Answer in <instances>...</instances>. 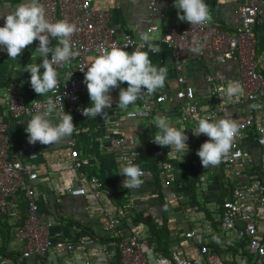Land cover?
Listing matches in <instances>:
<instances>
[{"label": "crops", "instance_id": "crops-1", "mask_svg": "<svg viewBox=\"0 0 264 264\" xmlns=\"http://www.w3.org/2000/svg\"><path fill=\"white\" fill-rule=\"evenodd\" d=\"M154 1L156 15L151 14L150 0H93L92 6L109 13L111 24L115 26L118 36L129 33L138 37L149 23L158 25V29L149 35L152 38L151 43L158 46L160 51L151 52L147 45L142 49L148 51L153 65L167 67L168 70L165 84L154 92L156 95L163 92L173 95L184 86L177 82V76L180 74L185 78L186 84L194 88L195 98L202 112L213 108L218 110L216 120L225 116L236 121L242 120L252 105L251 102L243 99V89L232 97L225 94L229 84L239 83L240 68L237 60L231 59L221 64L193 54L183 68L178 70L171 49L161 42V36L169 26L182 27L188 22L178 18L180 10L174 6V0ZM243 1L205 0L210 13L209 20L225 30L233 31L234 11ZM22 2L23 0H0V11L10 12ZM3 24L4 19L0 18V26ZM253 29L256 36L257 70L264 74V16ZM56 46L57 41L52 48ZM36 48V41H34L22 50V54L16 59L9 58L6 50L0 48V94L8 82L13 80L17 82L26 102L49 97V93L47 96H38L35 93L30 85V73L24 68L32 62L41 63L42 57H39ZM131 51L133 50H129ZM97 55L99 54L95 52L89 54L88 60L93 61ZM32 56L37 57L36 61L32 60ZM67 66L68 64L65 65ZM40 71L43 72L44 69L41 68ZM58 74H61V70ZM206 74L214 77L212 82L206 80ZM217 84L222 86L223 93L217 92ZM126 87L125 82L111 91L113 105L111 109L105 110L104 120L98 116L87 118L79 113L68 112L73 117L75 130L70 137L54 145H43L39 142L30 144L25 129L31 115L13 118L5 104L0 101V122L7 127L10 144L9 158L33 165V169L38 173V178L33 185L34 199L38 204L39 215L52 222L53 236L72 242H76L80 236L95 239L94 242L81 247L76 245L70 250L49 251L44 256H30L23 260L20 246L13 235V223L16 224V221L0 211V216H3L1 221L6 227L0 228V253L10 257L13 263H16V258H19L26 264H118L117 256L91 250L111 237L103 229V209L113 210L122 205L133 192L136 194L132 207L133 217H127V226L138 229L142 249L150 264H156V261L161 258L166 259L168 264H174L171 257L174 251L194 263L198 262L200 255L195 242L185 237V232L191 229L201 235L202 241L210 250H212L211 244L216 241L220 243L222 255H219L228 264H237L241 257L249 258L250 256L243 254V251L246 253L249 251L246 247L247 240L241 236L240 229L238 231L222 229L220 220L222 210L219 209L218 201L224 200L235 180L250 181L261 175L256 133L248 130L242 132L241 136V145L245 155L251 156L252 164H238L231 167L221 161L218 166H209L205 169L202 167L197 150L208 137L204 134L199 136L193 134L197 131L198 123L182 114L179 104L183 102H161L148 118H129L126 113L138 107V100L127 109L118 107L116 103L120 88ZM90 103L89 94L83 92V107H87ZM158 116L167 117L177 128H185L189 137L186 141L189 149L185 154L170 151V147H161L153 142V136L158 131L155 125ZM108 129L111 130L108 132L110 135L124 139V146L134 153L133 163L144 170L145 175L141 177L143 183L139 188L122 187L125 178L119 173L124 164L119 158V148L106 149L110 144L107 137ZM70 139L74 140L73 148L78 151L79 156L90 160V164L81 172L87 177L89 175L99 177L104 187L111 192V198L108 200H95L89 194L72 196L66 192L70 186L85 185L84 179L79 176L80 171L69 170L65 165L70 154V148L67 145ZM162 153L165 157L163 159L171 162L175 169V177L170 186L163 184L160 169L156 164L157 158L161 157ZM154 154L157 155L154 156ZM185 164L188 167H185ZM234 169H239L240 174L235 175ZM195 171L199 180L196 184L192 182ZM173 193L176 197L172 196ZM161 200L166 203L164 207L161 205ZM7 203L15 204L16 211L22 220L27 195L24 192H17L15 196L7 198ZM139 212L144 215V220H151L157 224H161L164 218H167L170 251L168 256L158 252L154 244L148 243L149 226L143 221L136 220L135 215ZM8 229L9 232L6 231ZM259 230L264 232V224L259 225ZM242 241L243 245H241Z\"/></svg>", "mask_w": 264, "mask_h": 264}, {"label": "built area", "instance_id": "built-area-1", "mask_svg": "<svg viewBox=\"0 0 264 264\" xmlns=\"http://www.w3.org/2000/svg\"><path fill=\"white\" fill-rule=\"evenodd\" d=\"M93 0H41L47 17L52 20L67 19L75 23L78 31L71 37L72 51L75 56L62 66H57L58 87L49 92L57 107L55 113L68 112L81 114L83 107L82 94L88 93L84 81V72L79 69L89 65V54L95 52L100 54L101 48L110 49L113 45L123 46L128 44L126 49L135 50L143 43L141 35L136 37L129 33L118 36L115 26L111 24L109 13L104 10L95 9L92 6ZM149 9L151 14L156 15L155 1L150 0ZM264 16V0H244L234 11L235 27L228 31L210 20L203 24L191 25L189 23L182 27L169 26L161 36V42L167 45L172 52L174 63L178 70L183 68L193 54L207 58L215 63H225L228 60H237L240 68L239 83L243 89V99L252 103L249 111L242 120L237 121L240 132L234 140L229 153L222 158V162L234 167L238 164L250 165L253 163L251 156L245 155L241 145V136L244 131L256 133V144L259 148L258 165L261 175L252 178L250 181L235 180L234 185L224 197L221 212L222 229H240V234L247 240L246 247L251 259L241 257L237 264H264V232L259 230V225L264 223V74L257 70L255 57L256 36L254 25ZM158 29V25L149 23L143 33L150 34ZM36 41L37 47L39 41ZM56 40H52V45ZM146 47V45H145ZM144 47V48H145ZM143 48V49H144ZM198 48L194 52L192 49ZM51 53H49V58ZM42 62V59H41ZM68 64L67 67L65 65ZM208 82L214 77L206 74ZM177 82L184 85L173 95L166 92L156 95L148 94L146 90L138 100V107L126 113L129 118H148L161 102L181 101L180 111L190 119L198 123L202 118L211 117L216 120L218 110L208 108L202 112L195 98L194 88L186 84L185 78L178 74ZM218 93H223L221 85L216 86ZM0 101L5 104L9 114L13 118H22L32 115L33 105L43 104L46 100H32L26 102L16 81H9L0 94ZM54 113V115H55ZM105 119L104 115L98 116ZM107 130V137L110 144L107 150L119 148V158L124 167L131 160L134 162V153L124 146L123 138H116L110 135ZM208 139V138H207ZM70 154L65 161L69 170L80 171L81 178L85 185L70 186L66 192L72 196H85L89 194L95 200H108L111 192L104 187L103 182L96 175L85 176L81 170L90 164L87 157L79 156L73 148L74 140L67 142ZM9 138L7 127L0 122V211L8 216L13 223V235L21 249V257L44 256L49 251L70 250L76 245L84 246L94 242L95 239L88 236H80L76 242L55 238L51 232L52 222L43 219L39 215L38 204L34 199L33 185L38 178V173L33 165L21 162L18 159L9 158ZM156 164L160 169L163 184L170 186L175 177V169L169 161L157 158ZM144 172V170H143ZM234 174L239 175V169H234ZM18 191L27 195V203L24 218L16 211L14 203H7V198L15 196ZM176 197V194H172ZM136 194L131 192L120 206L112 209H103V229L110 236L116 237L110 242L101 243L91 251L109 256H117L118 264H150L142 249L138 229L127 226V217H133L132 207ZM181 198V197H178ZM185 237L195 242L200 258L194 263L180 253L172 252L174 264H228L219 254L210 250L202 241L201 235L191 229L185 232ZM0 264H20L17 258L16 263L0 253Z\"/></svg>", "mask_w": 264, "mask_h": 264}, {"label": "clouds", "instance_id": "clouds-1", "mask_svg": "<svg viewBox=\"0 0 264 264\" xmlns=\"http://www.w3.org/2000/svg\"><path fill=\"white\" fill-rule=\"evenodd\" d=\"M174 6L178 11V18L189 24L199 25L210 19L208 5L205 0H174ZM0 18L4 19L0 26V48L6 50L8 57L16 59L22 54V50L31 45L35 40L39 41L36 51L42 62H32L24 66L30 73V85L38 96H47L58 85L57 66L69 62L75 56L72 51L71 37L78 31L75 23L67 19L52 21L47 17L45 7L41 0H23L10 12L0 11ZM57 41V46L51 47L52 40ZM143 43L139 48L129 52L128 44L123 46L113 45L110 49L101 48L100 54L94 60L79 70L84 72V83L87 86L91 103L82 108L81 114L87 118L103 116L106 109H111L113 97L111 91L120 84L127 83L126 88H120L117 106L127 109L139 99L146 90L148 94L162 88L167 77V67L153 65L148 51L142 50L145 45L151 52L160 51L159 47L151 43V36L141 33ZM194 52L198 48L192 49ZM49 53L51 57L49 58ZM37 57L32 56L36 61ZM44 71L41 72L40 69ZM242 91V86L236 82L229 84L226 89L228 97L235 96ZM56 103L51 97H47L43 104L33 105L31 118L25 129L28 134V142L43 145H54L61 140L70 137L75 130L73 117L70 113H55ZM55 113V115H54ZM158 131L153 136V142L161 147H170V151H188L186 141L189 139L185 128L173 126L165 116H158L155 120ZM240 128L236 120L225 116L217 120L211 117L198 121L197 131L194 135L204 134L208 139L197 150L203 168L218 166L222 158L226 156L238 136ZM182 161V160H181ZM124 176L122 187L125 189L139 188L145 175L143 170L131 160L127 166L122 167L120 173ZM153 257L150 254V259ZM156 264H168L161 258Z\"/></svg>", "mask_w": 264, "mask_h": 264}, {"label": "trees", "instance_id": "trees-1", "mask_svg": "<svg viewBox=\"0 0 264 264\" xmlns=\"http://www.w3.org/2000/svg\"><path fill=\"white\" fill-rule=\"evenodd\" d=\"M155 155H157V154H154V156ZM161 158L162 159L165 158L163 153L161 154ZM186 164H185V167H188V165H186ZM196 176H197V173L195 171V172H193V178L194 179L192 181L195 184L199 181L198 177H196ZM18 192H22V191H18ZM222 202H223L222 199H220L218 201L219 209L221 208V210H222ZM161 205H162V207H164L166 205L165 201L161 200ZM1 217H3V216L2 215L0 216V228L1 227L6 228L5 225L1 221ZM135 217H136V220L138 219L139 221H143L146 224H148V226H149V234H150V238L148 240V243L149 244H154L158 252L162 253L165 256H168L170 254V251L168 249L169 228L167 227V218L165 217L164 221L161 224H157V223H155V222H153L151 220H144V215L141 212L136 213ZM6 231L9 232V229L6 230ZM115 239H116V237L111 236L110 239L109 238L105 239V242H110V241H113ZM219 244L220 243H218L216 241V242H214L213 244L210 245V248H212V250L216 251L218 254L222 255V249L219 247ZM243 244H244V242L242 241L241 245H243ZM243 254H246V255L250 256L249 252L246 253V252L243 251ZM243 256H245V255H243ZM249 259H251V257H249ZM23 260H25V258ZM23 260L22 261L20 260V264H26L25 262H23ZM15 261H17V258H16Z\"/></svg>", "mask_w": 264, "mask_h": 264}, {"label": "rangeland", "instance_id": "rangeland-1", "mask_svg": "<svg viewBox=\"0 0 264 264\" xmlns=\"http://www.w3.org/2000/svg\"><path fill=\"white\" fill-rule=\"evenodd\" d=\"M182 255V254H181ZM171 257H172V254H171Z\"/></svg>", "mask_w": 264, "mask_h": 264}]
</instances>
